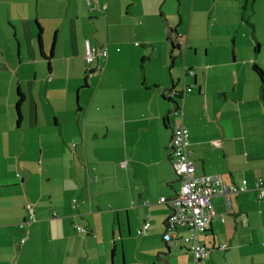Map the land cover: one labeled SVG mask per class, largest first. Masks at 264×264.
Wrapping results in <instances>:
<instances>
[{"label":"crops","instance_id":"1","mask_svg":"<svg viewBox=\"0 0 264 264\" xmlns=\"http://www.w3.org/2000/svg\"><path fill=\"white\" fill-rule=\"evenodd\" d=\"M165 1L0 0V264H195L163 239L178 124L195 174L245 181L199 264H264V0Z\"/></svg>","mask_w":264,"mask_h":264},{"label":"built area","instance_id":"2","mask_svg":"<svg viewBox=\"0 0 264 264\" xmlns=\"http://www.w3.org/2000/svg\"><path fill=\"white\" fill-rule=\"evenodd\" d=\"M89 5V10H93L89 0H86ZM105 5H102L99 10H103ZM105 48H96L85 45L84 60L86 63H91L98 59L99 56H106ZM188 130L183 124H178L173 127L170 137L169 147L172 154V165L178 175L179 190L172 197H160L159 202L167 203L170 209L166 217L164 240H169L176 234L178 227H183L186 234L182 236L185 243L186 251H188L195 262H199L206 256L207 250L200 241L199 236L209 226L216 213L211 205V197L215 194L226 197L230 193H237L245 189V181L239 184H226L219 175L211 174H195L194 164L187 152ZM119 165H125V161H121ZM258 198L264 196V185L261 181H257L254 185ZM75 205V200H72ZM28 220H32V208L28 209ZM223 214H220L222 219ZM149 223L144 222L142 225V233L146 231ZM78 232L84 231L80 226H75ZM23 242V239L21 240ZM220 248H225L226 244L219 245Z\"/></svg>","mask_w":264,"mask_h":264},{"label":"trees","instance_id":"3","mask_svg":"<svg viewBox=\"0 0 264 264\" xmlns=\"http://www.w3.org/2000/svg\"><path fill=\"white\" fill-rule=\"evenodd\" d=\"M36 28H37V33H38V37H39L40 36V27L36 26ZM170 57L173 58V56H170ZM252 69L258 75V77L260 78L261 84H263L264 83V72L259 67H257L256 65H253ZM22 102H23V95H22V93L19 90H17L16 100H15V103H14V109H15V112H16L17 121H19V118H20V108H21ZM164 224H166V218L164 220Z\"/></svg>","mask_w":264,"mask_h":264},{"label":"rangeland","instance_id":"4","mask_svg":"<svg viewBox=\"0 0 264 264\" xmlns=\"http://www.w3.org/2000/svg\"><path fill=\"white\" fill-rule=\"evenodd\" d=\"M178 7H179L178 6V0H166L165 3H164V8L169 13L176 14L177 11H178Z\"/></svg>","mask_w":264,"mask_h":264},{"label":"water","instance_id":"5","mask_svg":"<svg viewBox=\"0 0 264 264\" xmlns=\"http://www.w3.org/2000/svg\"><path fill=\"white\" fill-rule=\"evenodd\" d=\"M169 93H171L173 96H175L174 94L176 92H174L172 89H170V91H168ZM173 104H174V107L176 106V101L173 100ZM166 256H167V252H164L162 256H159L158 257V262L160 264H173L174 263V259L173 258H170L169 260L166 259Z\"/></svg>","mask_w":264,"mask_h":264}]
</instances>
